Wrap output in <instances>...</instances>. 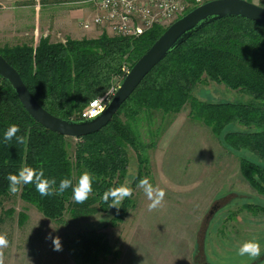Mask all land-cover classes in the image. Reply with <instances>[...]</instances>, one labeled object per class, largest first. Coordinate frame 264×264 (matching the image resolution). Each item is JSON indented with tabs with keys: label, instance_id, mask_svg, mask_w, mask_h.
Wrapping results in <instances>:
<instances>
[{
	"label": "trees",
	"instance_id": "trees-1",
	"mask_svg": "<svg viewBox=\"0 0 264 264\" xmlns=\"http://www.w3.org/2000/svg\"><path fill=\"white\" fill-rule=\"evenodd\" d=\"M75 1V0H72ZM250 2V0H247ZM153 27L138 38L111 37L67 39L50 43L41 39L36 48L27 46L3 49L0 55L21 77L35 101L50 114L70 121L111 86L124 63L133 65L162 35ZM209 81L253 98L248 104L204 103L197 101L194 88ZM205 81V82H206ZM185 105L189 116L211 129L218 137L227 125L238 124L241 132H225L223 140L236 150H247L264 161V26L240 17H227L202 27L174 48L141 81L121 105L111 122L99 132L76 140L72 155L69 140L48 131L34 121L19 102L12 86L0 77V199L10 193L7 176L23 166L43 168L45 178H69L73 186L88 172L93 177V192L82 204L72 199V189L62 195L42 197L34 185H24L20 198L34 206L43 217L58 221L65 212L82 217L109 210L102 194L122 184L128 166L125 147H130L142 162L144 146L121 116L132 121L144 111L176 114ZM16 124L19 144L5 143L6 129ZM243 180L264 196V170L247 159L240 160ZM126 198L111 223L122 220L130 207ZM77 260L99 264L111 254L101 232L81 231L75 236ZM117 254L114 253V256Z\"/></svg>",
	"mask_w": 264,
	"mask_h": 264
},
{
	"label": "rangeland",
	"instance_id": "rangeland-1",
	"mask_svg": "<svg viewBox=\"0 0 264 264\" xmlns=\"http://www.w3.org/2000/svg\"><path fill=\"white\" fill-rule=\"evenodd\" d=\"M54 2L64 4L63 0ZM76 2L83 6L87 0ZM250 2L264 8V0ZM52 6H44V0H0V51L36 48L41 39L64 43L67 39H97L106 33L102 30L80 39L61 42L56 37V42L50 41L43 36L42 11L38 10ZM133 65L124 63L104 94L118 89L126 70ZM205 81L192 92L199 102L253 101L247 94ZM120 118L144 146L141 163L135 152L125 147L128 166L122 184H129L133 194L122 220L112 225L119 208L110 207L104 213L97 211L78 218L65 212L60 220L53 221L23 201L20 193H8L0 199V233L9 240L3 250L4 264H82L75 251V236L81 231L105 235L112 252L99 264H264V196L243 180L240 160L247 159L262 170L264 161L247 150L229 148L223 140L225 132L246 129L238 124L227 125L218 138L189 116L188 105L176 114L144 111L132 121L123 115ZM75 143L69 140L70 155ZM144 178L166 193L163 205L153 211L148 210L150 201L138 186ZM57 236L61 251L54 250L49 238ZM249 239L261 245V256L255 261L237 254L240 244Z\"/></svg>",
	"mask_w": 264,
	"mask_h": 264
},
{
	"label": "water",
	"instance_id": "water-1",
	"mask_svg": "<svg viewBox=\"0 0 264 264\" xmlns=\"http://www.w3.org/2000/svg\"><path fill=\"white\" fill-rule=\"evenodd\" d=\"M227 17H240L264 26V8L246 0H213L193 9L164 30L131 67L105 110L86 121H66L47 112L35 101L17 71L1 55L0 77L12 86L22 107L40 126L60 136L79 139L106 127L145 76L174 48L202 27Z\"/></svg>",
	"mask_w": 264,
	"mask_h": 264
},
{
	"label": "built area",
	"instance_id": "built-area-1",
	"mask_svg": "<svg viewBox=\"0 0 264 264\" xmlns=\"http://www.w3.org/2000/svg\"><path fill=\"white\" fill-rule=\"evenodd\" d=\"M210 1L213 0H87L95 12L91 19L81 20L79 27L83 31L100 28L114 37L134 39L153 27H169L193 9ZM130 69L126 70L124 79ZM118 89L92 100L79 115L80 121L101 114Z\"/></svg>",
	"mask_w": 264,
	"mask_h": 264
},
{
	"label": "clouds",
	"instance_id": "clouds-1",
	"mask_svg": "<svg viewBox=\"0 0 264 264\" xmlns=\"http://www.w3.org/2000/svg\"><path fill=\"white\" fill-rule=\"evenodd\" d=\"M20 132V128L16 124H11L3 135L5 143L11 142L13 139L17 143H25V137L17 135ZM8 191L12 195H16L21 192L24 185H34L38 194L42 197H48L52 195H62L67 189H72V199L79 204L87 201L89 196L93 192V177L90 173L84 172L78 179V182L73 186V182L69 178L60 180L58 188L56 187L57 181L55 178H45L43 168L39 170L30 166L21 167L17 173H10L7 176ZM140 188L145 192V195L149 199L148 210L153 211L158 207H161L166 195L163 189L153 187L147 178L139 181ZM133 189L129 184H121L117 187H110L102 194V199L105 203L111 201L110 207H116L122 203L126 198L131 197ZM52 239V243L55 251L62 250V244L60 238L49 237ZM9 246V240L7 235L0 233V264H4L3 250ZM261 245L255 239H249L240 244L237 249V254L240 257H247L251 261H255L261 256Z\"/></svg>",
	"mask_w": 264,
	"mask_h": 264
},
{
	"label": "crops",
	"instance_id": "crops-1",
	"mask_svg": "<svg viewBox=\"0 0 264 264\" xmlns=\"http://www.w3.org/2000/svg\"><path fill=\"white\" fill-rule=\"evenodd\" d=\"M37 1L39 0H33V2ZM76 1L81 2L82 0H63L62 3L64 4H55L54 0H44V6H55H52L47 10L37 9L39 12L42 11L41 21L43 22L42 28L44 29L43 36L48 37L52 42H56V37H59L60 39L58 40H61V42H63L67 38L80 39L83 36L92 34V32H102V29L100 28H94L91 31H83L79 27V22L81 21L80 19L92 18L95 10L91 3H86L85 5L82 4L83 6H80ZM74 2L76 4H74ZM62 5L64 7H62ZM58 8L64 9L58 10Z\"/></svg>",
	"mask_w": 264,
	"mask_h": 264
}]
</instances>
